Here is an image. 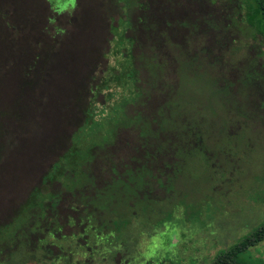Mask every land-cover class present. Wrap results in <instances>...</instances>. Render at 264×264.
Listing matches in <instances>:
<instances>
[{"label": "rangeland", "instance_id": "obj_1", "mask_svg": "<svg viewBox=\"0 0 264 264\" xmlns=\"http://www.w3.org/2000/svg\"><path fill=\"white\" fill-rule=\"evenodd\" d=\"M78 1L82 10L75 18L77 21L73 18L50 20L49 30L58 36L54 46L57 51L51 61L55 67L70 62L68 74L57 71L41 87L42 92H33L30 96L34 101L30 106L42 111L36 116L33 109L29 110L30 118L34 116V119L22 123L26 125L21 133L24 138L18 137L36 140L41 143L42 150L40 154H30L32 160L21 172L17 173L11 165L17 157L11 158V164H7V159L3 171L1 167L0 221H6L26 200L42 175L69 145L68 136L79 117L76 106L80 102L82 86L89 78H102L101 72L109 66L117 68L116 74L126 72L125 65L123 68L117 65L114 49L128 46L124 21L129 17L134 28L128 31V36L140 39L134 53L138 58V86L143 98L137 103L126 104L125 97H130V90L113 88L117 93L110 105L125 103V110L131 117L139 111L160 117L159 109L167 94L160 91L158 74L149 72V56L153 54L165 63L166 79L174 86L180 110L174 104L173 112L183 113L174 115H187L189 121H195L203 132V140L198 145L192 139V145L183 146L181 153L171 148L159 155L156 159L159 170L152 167L153 177L149 179L151 184L147 191L150 200H156V206L144 211L143 204L137 206L136 200L129 201L127 207L132 208V216L139 218L120 233L116 231L110 213H100L98 208L91 207L95 216L94 220L88 221L80 198L73 199L65 192L56 211L59 248L56 247L53 254L70 258L62 257L56 261L52 258L46 264H211L218 255L264 224V98H256L250 89L242 88L246 75L260 73L264 76V41L248 25L249 18L241 14L238 0H217L215 5L211 0H153V3L143 0L145 5L139 0H119L122 2L120 8L126 6L122 9L124 12L117 7H101L97 0H48L53 13L59 16H77ZM130 3L138 8L146 6L148 11L142 12L135 7L126 11ZM29 5L30 11L29 7L25 12L15 13V21H21L20 28L28 29L34 37L39 30H44L46 18L36 8L37 4L30 2ZM171 13L174 17L169 20L174 24L167 29L160 17ZM252 13L249 10V14ZM138 18L155 22L157 30L153 31L146 24L140 26ZM203 18L208 19L215 30L208 27ZM181 22L189 23L188 27H182ZM162 33L170 39L165 46H158L157 40ZM49 40L45 36L43 42ZM31 43L25 41L27 45ZM3 44L7 42L0 41V45ZM154 44L158 48L149 54L146 47L152 49ZM192 59L197 61L187 69ZM210 63L215 66L211 67ZM177 67L179 72L176 73ZM192 69L195 71L191 72ZM110 75L111 72L106 74ZM19 83L17 75L3 81L1 103L17 95ZM228 91L231 93L227 94ZM106 93L98 97L99 105L105 103ZM238 98L239 108L234 105ZM111 118L112 115L108 119ZM101 130L105 133L106 127ZM164 140H154L155 145ZM194 148L199 149V155L191 156L192 160L187 161L174 183L175 189L160 187L157 180L166 185L170 177L174 180L173 166L181 163L185 152ZM145 150L140 130H121L109 151L90 165L96 176L97 189H102L111 180L112 165L116 173L124 174L126 170L130 171L129 168L132 171L148 163L149 156L156 154V148L147 150L149 156ZM60 190H63L62 185H56V191ZM119 208L124 211L122 202ZM68 216L76 223L70 225ZM102 222H107L109 229H101ZM87 226L96 232L98 229L99 238L108 239L104 245L109 244L107 247L111 248L112 254L97 244L103 241L97 242L95 235L84 232ZM72 234L76 235L78 244L87 247L89 254H85L80 245L72 254L77 258L67 252ZM240 261L264 264V242L243 253Z\"/></svg>", "mask_w": 264, "mask_h": 264}, {"label": "trees", "instance_id": "obj_2", "mask_svg": "<svg viewBox=\"0 0 264 264\" xmlns=\"http://www.w3.org/2000/svg\"><path fill=\"white\" fill-rule=\"evenodd\" d=\"M101 7L108 6L109 8H120L122 3L119 0H97ZM143 0H139L142 4ZM35 5L38 10L43 13V17L46 18L44 30H39L33 37L28 29L20 28L21 21H15V13L25 12L31 6L29 3ZM154 1L152 0V3ZM218 1L211 0V4L215 5ZM144 4V3H143ZM145 5V4H144ZM154 5V4H153ZM137 8L139 11H148L146 6L136 7L133 3L127 7ZM153 8V6H152ZM238 8L242 15H246L248 19V25L253 28L255 33L264 41V0H238ZM82 8L78 1L77 16L74 15H61L53 13L52 8L48 0H0V41H5L7 44L0 45V85L11 76L17 75L20 83L17 87V95L11 97L6 102H0V169H5L7 159L11 164V158H16L14 170L18 173L25 169V166L32 160L30 154H40L42 150L41 143L36 140L19 139L26 123L34 119H31L29 113L31 109L35 112L34 115L38 116L41 108L37 109L34 106V101H31V94L33 92H42L41 87L48 81L57 71L63 74H68V65H59V67L53 66L51 61L55 57L57 49H55V40L57 34L54 35V31L49 30L50 20L55 21L58 18H73L77 19L78 14ZM249 10L253 13L249 14ZM136 11V10H135ZM248 11V13H247ZM84 11L83 13H85ZM122 12H124L122 10ZM174 12V11H173ZM81 13V14H83ZM244 15V17H245ZM174 17L171 14H161L160 20L164 19L167 29L172 27L171 20ZM185 17V16H184ZM75 19V20H76ZM208 27L215 28L213 24L206 18ZM202 19V23H203ZM77 21V20H76ZM190 21V20H189ZM124 23L126 29L124 36L128 39L127 47H118L114 49V56L118 62V66L123 68L125 65L127 70L121 74H116V67H110L103 70L102 78L94 79L89 78V81L85 83L80 90V102L76 106L78 109L79 117L77 124L73 132L69 134L67 141L69 145L63 152H60L57 160L50 166V168L42 175V178L38 185L33 187L26 200L20 204L10 217L6 221H0V264H46L53 258V261L61 259L65 256H55L53 250L59 243V223L57 208L63 198V194L66 192L71 197L80 198L79 200L83 204V210L87 213V220H94L95 216L92 214L91 207L98 208V212H108L112 217V223L116 226V231L120 233L127 227L132 226L131 221H136L137 216H132L134 213L131 207H127L128 202L136 200L138 203L135 205L143 204L142 210L146 211L149 208V197L145 195L148 191V187L151 184L148 178H152L153 159L149 156L148 149L156 148L158 155L168 152V149L177 150L182 152L183 146H190L192 139L196 141L198 145L203 140V132L195 124V121H189V116L179 117L174 113L180 110L177 107V100L175 99V89L173 84L166 79L165 63L162 62L157 56L150 54L155 51L154 44L152 49L146 47L150 56L148 61L149 72L153 75L158 74L157 81L160 83V91L166 92V99L162 102L159 109V118L154 114H145L144 111H139L132 117L127 114L125 110V103L119 104L118 102L112 103L117 92L112 89L115 88H127L130 90V97H125L126 104L137 103L143 98V94L139 84V70L137 68L138 58L134 53V47L139 45L140 39L137 37L131 38L128 36V31H132L134 26L128 17ZM161 23V22H160ZM138 24L141 26L146 24L157 30L158 26L155 22L148 23L145 19L138 18ZM182 27H188L189 23H179ZM176 26V25H175ZM178 26V25H177ZM12 29V32H8V29ZM196 28V27H194ZM61 30V29H60ZM192 30V29H191ZM215 30V29H214ZM160 40H157L158 46H165L170 39L169 35H163ZM47 36L52 40L46 43L43 42L44 37ZM25 41L32 42L31 45L25 44ZM155 41V40H154ZM143 55V54H142ZM141 55V56H142ZM122 56V57H121ZM121 57V59H119ZM195 58V56H193ZM140 60L143 57L139 58ZM197 59H192L188 64L187 69L192 67L196 63ZM264 64V61H263ZM190 65V66H189ZM211 67L215 66L213 63L209 64ZM67 68V70H65ZM179 67L176 69V73L179 72ZM207 70V69H206ZM195 70L192 69L191 72ZM210 71V69H208ZM110 77L106 76L110 73ZM247 79L243 80V85L246 89H250L256 98H264V76L260 73L248 74ZM154 82V80H152ZM105 92V103L97 101L98 97ZM231 92L228 91L227 94ZM150 97V96H149ZM85 100V103H83ZM264 100V99H263ZM238 103V104H237ZM234 105L239 108V98ZM176 104L178 111H174L172 108ZM172 108V111H171ZM258 108V105H257ZM170 113H169V112ZM179 114H183L181 111ZM113 118L108 119L110 116ZM200 115V114H199ZM246 115V114H245ZM202 116V115H201ZM200 116V117H201ZM203 119V116L201 117ZM195 120V119H194ZM166 124H165V122ZM199 121V120H198ZM107 125V126H105ZM106 127V132L101 130ZM121 130H140V137L143 139V147L146 149L145 154L151 157L148 163L144 166H140L135 170L129 168L123 173H116L115 166H111L113 176L109 182H106L102 189L96 187V176L91 171V164H93L97 158L108 152L109 149L115 144L118 137V133ZM107 134V135H105ZM105 135V136H102ZM24 138L23 136H21ZM30 137V136H28ZM27 137V138H28ZM171 137V138H170ZM62 138V137H61ZM166 139L164 143L155 145L154 140ZM173 139V140H172ZM154 144V145H153ZM55 146V145H54ZM161 151V153H160ZM152 154V153H151ZM185 154H187L185 156ZM182 156L183 161L181 163H175L173 166V176L168 179L166 185L160 179L158 184L165 189L174 190L175 182L179 173L185 169L187 161H191V156L199 155V149H191L185 152ZM156 155V154H155ZM157 156V155H156ZM105 159H109V156H105ZM110 162V160H109ZM159 170V167H158ZM125 178V179H124ZM56 185H62L63 190L56 191ZM90 187V189H87ZM94 194V195H93ZM92 195V197H91ZM123 203L124 211L120 210L119 206ZM68 222L70 225L75 224L76 220L71 216H68ZM107 222H102L100 228H108ZM131 224V225H130ZM91 226L85 228L90 230ZM118 229V230H117ZM86 231V233H87ZM92 231V230H91ZM99 230L95 232V239L97 244H101V248L112 254L111 248L107 247L109 244L105 240L98 237ZM117 233V234H118ZM85 234V233H84ZM116 235V233H113ZM112 235V234H111ZM108 235V236H111ZM105 236V235H104ZM106 236V237H108ZM113 236V235H112ZM71 243L67 244V252L72 255L75 251V247L78 245L84 247V253L89 254L87 247L78 244L75 234L71 235ZM264 242V224L249 236L241 240L239 243L232 246L229 250L218 255L211 264H243L240 261V256ZM108 248V249H107ZM117 251V248L115 252ZM77 258L76 255H72ZM67 258L70 256H66ZM65 257V258H66ZM112 264V263H109Z\"/></svg>", "mask_w": 264, "mask_h": 264}, {"label": "flooded vegetation", "instance_id": "obj_3", "mask_svg": "<svg viewBox=\"0 0 264 264\" xmlns=\"http://www.w3.org/2000/svg\"><path fill=\"white\" fill-rule=\"evenodd\" d=\"M157 155V156H156ZM156 155H154V156H152V161H153V166H154V168L155 169H157V167H158V160H156L158 157H159V155H158V152L156 153ZM151 177H153V176H151ZM150 178H148V180H149ZM151 180V179H150ZM157 183H158V180H157ZM146 196H147V198L150 196V194H149V192H147L146 194H145ZM149 200H150V198H149ZM155 204V206H156V200L155 199H153L152 201L150 200V202H148V205H149V208H151V206L152 205H154ZM87 230L86 229H84V232H86ZM95 232H96V230H89V231H87V233H91V234H93V235H95Z\"/></svg>", "mask_w": 264, "mask_h": 264}]
</instances>
